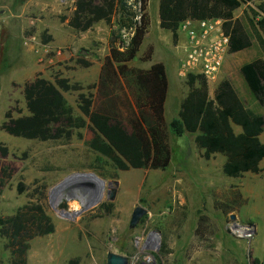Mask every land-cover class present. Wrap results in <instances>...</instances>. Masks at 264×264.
I'll return each mask as SVG.
<instances>
[{"label": "rangeland", "instance_id": "rangeland-1", "mask_svg": "<svg viewBox=\"0 0 264 264\" xmlns=\"http://www.w3.org/2000/svg\"><path fill=\"white\" fill-rule=\"evenodd\" d=\"M148 2L149 33L134 61L141 65L161 61L166 66L169 99L175 111L172 117H176L180 101L188 90L186 77L177 74L185 48L179 42L174 43L171 33L157 25V0ZM263 2L246 0L234 11V18L243 19L246 5L257 6ZM73 7L74 0H0V145L6 148L5 155L0 152V169L6 168V174H0L5 180L0 187V216L13 214L28 201L42 199L54 223L52 233L30 240L27 264H106L109 251L126 256L128 264H250L252 258L261 257L264 253V171L260 176L244 173L242 178L224 175L221 167L225 157L217 153L204 159L194 144V134L170 135L172 157L165 170L130 168L122 171L95 162V153L82 137L69 141H38L13 136L1 129L7 110H11L13 117L27 114L22 88L37 73L52 80L56 76L66 78L69 74L79 77L88 70L89 66L76 63L77 58L85 56L86 41L70 56L67 55L69 48L62 43V34L69 30V25L61 17L69 18ZM111 20L114 22L115 17ZM30 36H35V42L24 44V38ZM44 36L51 39L44 41ZM83 38L86 40L87 36ZM252 42L249 48L228 54L217 80L208 82L210 97L217 83L225 78L242 101L250 105L239 66L259 56L255 40ZM148 46L153 47L152 58L141 61L140 56ZM91 78L92 75L89 80ZM93 85L92 82L81 84L78 90L64 92L76 112L79 111L78 94L94 93ZM261 112L264 114V107ZM166 115L169 117L170 113ZM82 128L86 131V127ZM82 128L73 131L80 132ZM234 130L238 132L239 128L234 126ZM260 139H264V131ZM92 163L100 165L101 170L90 168ZM263 165L261 161L260 166ZM45 166L58 169L45 170ZM90 172L105 182L101 200L87 205L84 201L91 189L73 184L65 189L56 206L52 199L50 202L51 189L67 176ZM20 179L26 185L22 193L16 190ZM111 180H118L113 199L106 194L107 182ZM241 189L248 197L245 203L232 205L228 214L216 207L215 201L224 202L231 190L241 193ZM137 204L147 213L135 227L129 228L131 212ZM199 208L210 224L207 228L210 233L204 235L203 240L195 233ZM184 211V220L179 224ZM234 222L254 225L255 236L251 241L232 233ZM153 231L158 233V238ZM164 239L170 250L167 255L160 251ZM207 240L211 241L210 248H201L209 244ZM5 241L0 237V264H9Z\"/></svg>", "mask_w": 264, "mask_h": 264}, {"label": "trees", "instance_id": "trees-1", "mask_svg": "<svg viewBox=\"0 0 264 264\" xmlns=\"http://www.w3.org/2000/svg\"><path fill=\"white\" fill-rule=\"evenodd\" d=\"M136 1V0H134ZM140 19L134 20L130 0H74V9L67 24L77 31H85L99 20L110 26L108 54L103 58L95 92H80L77 96L79 114L74 113L64 92L80 89L78 82L56 76L54 79L37 73L23 84L22 94L27 114L16 117L11 110L4 114L1 129L10 135L38 141H69L74 128L87 127L92 132L88 146L95 153V162L109 164L113 169L165 170L171 161L170 135L179 137L194 134V144L201 156L208 160L219 153L225 157L222 172L229 177H240L246 172L259 174L264 171V2L257 6L246 5L243 19L234 18V11L246 0H158L159 27L171 33L174 43L178 40L180 24L187 20L220 18L222 27L229 34V52L249 48L255 40L259 56L244 61L239 75L248 94L247 106L228 79H221L209 95L208 82L202 75L188 74L187 93L180 103L176 117L166 122L164 103L168 90L165 65L153 62L147 69L130 67L136 58L150 26L147 13L148 0H140ZM115 17L114 22L111 18ZM65 19V17H61ZM122 30L130 31L126 38ZM44 41L51 36H44ZM153 47L148 46L141 61H150ZM78 65L88 67L91 62L84 57L76 59ZM234 126L239 131L234 130ZM77 138L82 137L76 132ZM1 155L6 148L0 145ZM90 168L100 169L92 163ZM45 170L58 169L45 166ZM6 174V168L0 169ZM5 180L0 176V187ZM26 185L20 179L18 193ZM235 189V188H232ZM44 197V195H43ZM42 199L28 201L13 214L0 216V237L5 238L4 248L9 251V264H27L30 240L54 231V223L46 213ZM240 191L231 190L224 202L216 207L228 214L233 206L245 203ZM199 214L196 237L203 240L210 233L209 219ZM185 211L182 212L181 224ZM144 219V216L141 220ZM202 245L201 248L208 247ZM161 253L167 255V240L161 244ZM71 261H69L70 263ZM250 264H264L254 257Z\"/></svg>", "mask_w": 264, "mask_h": 264}, {"label": "built area", "instance_id": "built-area-1", "mask_svg": "<svg viewBox=\"0 0 264 264\" xmlns=\"http://www.w3.org/2000/svg\"><path fill=\"white\" fill-rule=\"evenodd\" d=\"M134 12V20L140 19V0H130ZM220 18H208L200 20L187 19L183 21L179 29L185 32L186 40L183 44L185 56L180 60L177 74L187 77L188 74L202 75L207 82H215L221 72L229 52V34L222 27ZM124 36L130 31L122 30ZM35 42V36L24 38V44ZM35 47V46H34ZM38 51V48H35ZM232 233L251 241L255 236V227L252 224L234 222L231 226Z\"/></svg>", "mask_w": 264, "mask_h": 264}, {"label": "crops", "instance_id": "crops-1", "mask_svg": "<svg viewBox=\"0 0 264 264\" xmlns=\"http://www.w3.org/2000/svg\"><path fill=\"white\" fill-rule=\"evenodd\" d=\"M157 2H158V0H157ZM148 5H149V2L147 3V7H148ZM73 9H74V7H73ZM67 21H68V18H65L64 23H67ZM112 22H113V20H112ZM158 22H159V19H158V14H157V19H156L157 25H159ZM109 31H110L109 24H107L104 20H99L98 22L94 23L92 25V27H90L89 29H87L85 31H78V33H79L78 35H77L76 30H74L70 26H69V30H66L62 34V36H63L62 37V43H63V45H66L69 48V50L67 52L68 56H70L74 52H76L77 48L79 46H81V43L83 41H86V45L84 46V53H85L84 58L86 60H88L89 62H91L88 70H86L79 77L75 76L73 74L67 75L66 78L69 79V82L77 81V82H79L80 85L81 84H89L91 82L92 83L97 82L99 71H100V68L102 65V60L108 54ZM180 31L181 30L179 29L177 42H179V43H181V45H183L185 43V40H186V34H185V32H183V31L180 32ZM148 33H149V28H148L147 33L145 34V37L147 36ZM85 35L87 36V38H86V40H83L84 39L83 37ZM145 37L143 39V42L145 41ZM148 44L152 45V43H147V45ZM100 55H102V57ZM134 59L127 63L128 66L147 69L151 65V63L146 64V65L137 64V62H135ZM144 62H147V61H144ZM154 62H161V61H154ZM165 69H166V66H165ZM90 75H92V78L89 80ZM166 75H167V72H166ZM167 80H168V90H167V95H166V99H165V103H164V117H165L166 122H169L173 118L172 116H173L175 111H173V106H172V103L169 99V84L170 83H169L168 75H167ZM76 103H77V101H76ZM180 103H181V101H180ZM69 104L73 107V105L71 103H69ZM179 106H180V104H179ZM73 109H74V107H73ZM176 112L178 114V111H176ZM74 113L78 115L79 111L76 112L74 110ZM166 113H170L169 117H167ZM83 129L84 128L80 129L79 131L82 134V138L88 143L92 138V132L87 127H86V131H85V129L84 130ZM74 137H77L76 132L73 134L72 140ZM246 173H250V172H246ZM251 174L254 176H260V173L259 174L251 173ZM240 177L241 178L244 177V174ZM243 192H244V190L241 189L242 197L245 200H248V197H246ZM263 255H264V253H263ZM262 256L259 257V259H261Z\"/></svg>", "mask_w": 264, "mask_h": 264}, {"label": "bare ground", "instance_id": "bare-ground-1", "mask_svg": "<svg viewBox=\"0 0 264 264\" xmlns=\"http://www.w3.org/2000/svg\"><path fill=\"white\" fill-rule=\"evenodd\" d=\"M73 184H81L86 186L87 188H90L89 195L87 199L84 201V203L90 204L94 201L101 200L104 197V190H105V182L102 184L100 178H98L94 173H76L74 175H71L70 177L64 179V181L57 184L55 187L51 189V199L53 201L54 206H56L59 202V199L63 196V193L65 189L69 188ZM99 187V193L97 197L94 199V190L95 188ZM65 214H71V212H61ZM75 213V211L72 212V214ZM64 215V214H63Z\"/></svg>", "mask_w": 264, "mask_h": 264}, {"label": "water", "instance_id": "water-1", "mask_svg": "<svg viewBox=\"0 0 264 264\" xmlns=\"http://www.w3.org/2000/svg\"><path fill=\"white\" fill-rule=\"evenodd\" d=\"M71 175L67 176L66 178L70 177ZM100 180L102 184H104V180L103 179H100ZM107 185H108V189L106 191L107 197L109 199H113L114 194H115V187L118 185V180L108 181ZM98 193H99V187L95 188L94 190V194L96 195L94 196V199L97 197ZM49 200L51 202V193H49ZM146 213H147V210L141 204H137L132 209L128 227L129 228L135 227ZM231 217L234 218L233 215ZM152 234L156 236V238L159 237L158 233L154 231L152 232ZM106 264H128V258L124 255L109 251L107 253Z\"/></svg>", "mask_w": 264, "mask_h": 264}]
</instances>
